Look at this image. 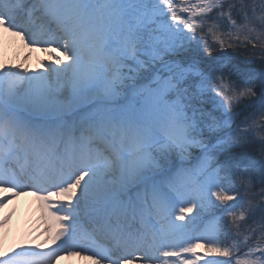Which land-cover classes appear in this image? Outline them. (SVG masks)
Instances as JSON below:
<instances>
[{"label":"snow or ice","instance_id":"6c2138e0","mask_svg":"<svg viewBox=\"0 0 264 264\" xmlns=\"http://www.w3.org/2000/svg\"><path fill=\"white\" fill-rule=\"evenodd\" d=\"M0 30L52 61L0 67V208L33 192L59 242L0 264H264V56L213 57L264 51V0H0Z\"/></svg>","mask_w":264,"mask_h":264},{"label":"rangeland","instance_id":"374dc122","mask_svg":"<svg viewBox=\"0 0 264 264\" xmlns=\"http://www.w3.org/2000/svg\"><path fill=\"white\" fill-rule=\"evenodd\" d=\"M234 17H236V13L235 12H234ZM38 47H42V46H38ZM53 47H55V45H53ZM9 49H10L9 47L6 48L7 55L9 53ZM200 50H201V54L206 56V53L203 52V43L202 42L200 44ZM26 55L28 57H31L32 52L30 51ZM262 56H264V51H261L259 48L253 49L251 44H249L247 46L240 45V46L235 47V48H225L223 50H216V51L213 52V57H219V58L224 59L226 61V63H227V67L229 69H231L232 61L235 60V59L241 58V59H244V60H249L250 58H253L254 59L253 62L256 63V64H259V60H260V58ZM208 59L211 60L212 57H208ZM21 60H23V59L18 58L17 59V63L13 64V66L22 65L24 68H29L28 66L23 65ZM5 63H6V61H5ZM37 63H38V60H37ZM47 63L45 61V66H46ZM259 66L260 65H258L257 68ZM1 67H3V63L1 64ZM241 119H243V116H241ZM199 154L200 153H199L198 149H193L192 150V156L189 158V160L184 162L185 165L188 166V167H192V166L196 165V163H197L196 157ZM250 154L256 155L255 152L254 153H250ZM241 159H243V157H241ZM233 171L235 172V169H233ZM236 175L238 176L239 173H236ZM256 191H259V188H257ZM15 198L16 199L13 200V203H14V205L16 207L17 206L16 202L18 201L19 198L18 197H15ZM212 199L215 200V197H213ZM239 199H240V197L238 196L237 200H239ZM29 201H30V199H29ZM230 203L235 204L236 201H232ZM37 204L38 205L35 206L34 210H31V212L28 213V217L26 218V221L24 222V226H22L21 228H20V219L23 216L22 212H19L17 214V216H18L17 218L18 219H17V222L15 223V226L14 227L11 226V227H9V229L4 230V231L1 230V227L4 224L5 220H4V218H2L0 216V257H5L6 258L7 255H5V254L7 253L9 248H15V249L21 250V248H33L34 247L38 251H44L45 247L44 248L38 247V246L43 244V240L38 235V234H40V232H38V226H36V223H35V221L37 220L36 219V212H38V216L39 217H40V215L43 214L41 220L42 221L44 220L45 222H47V226H46V230L47 231H48V228H49L50 221L47 219L46 211H45L40 199H37ZM216 204L218 205L219 208L226 207L224 205H219L218 201H216ZM39 207H40V210H42L41 213H39ZM1 210L2 209L0 208V213L2 212ZM215 214L217 216H223L224 215L223 212H221L219 210H216ZM191 215H196V212L194 211ZM205 215H207V213H205ZM224 219H225V221H228L227 217H225ZM258 219H259V216L256 217V220H258ZM241 223H244V222H241ZM228 226L230 227V223H229ZM255 226L256 225H255L253 220H248L247 223H244V228L245 229L251 228V227H255ZM225 230H227V229H225ZM48 233H49V231H48ZM204 234L205 233H203V231H194L192 233L193 236H200V235H204ZM58 243L59 242L54 244V243H52L51 240H49V242L47 244L49 246V249L52 250L53 248L57 247ZM202 243H204V242L202 241ZM47 249H48V247H47ZM205 251H207L205 248H198L197 249V252L200 255H203L205 257L204 260L200 261V264H206V262L208 260H212V261L216 262V264H222L223 261L228 259L226 257L219 256L216 253H210L212 255H208V254H206ZM244 251H247V249H244ZM257 255H259V254L257 253Z\"/></svg>","mask_w":264,"mask_h":264},{"label":"bare ground","instance_id":"6f19581e","mask_svg":"<svg viewBox=\"0 0 264 264\" xmlns=\"http://www.w3.org/2000/svg\"><path fill=\"white\" fill-rule=\"evenodd\" d=\"M9 47V53L7 55L6 48ZM43 47V46H42ZM41 47H36V50L34 51L30 47L25 46V42L20 37L14 36L11 33H5L3 30H0V67L3 63V66H13V64L17 63V59H23L22 64L25 66H28V69H31L33 72L37 70H43L45 67V61L46 63L52 62L50 61L49 57L50 54L44 51L40 50ZM32 52L31 57H28L26 54L28 52ZM59 53H56L58 55ZM38 60V63H37ZM6 61V63H5ZM12 61V62H11ZM20 61V60H19ZM17 66V65H15ZM11 193H0V197H8ZM33 192H26L25 194H21L20 196H17L19 199L16 202L17 206L15 207L13 200L16 199H8L6 204L3 208H1L2 212L0 213V216L4 218L5 222L1 227V230H7L11 226H15V223L17 222V214L19 212L23 213L22 218L20 219V228L24 226V222L26 221V218L28 217V213L31 212V210H34L37 203L35 202ZM30 201H29V199ZM38 213V212H36ZM40 213V209H39ZM36 224L39 225L38 232L41 231L40 237L42 240H44L47 243L49 242V235L45 230V223L41 222L40 218L36 220ZM24 230V229H23ZM28 231V230H27ZM85 247V246H84ZM89 248L85 247V249ZM15 251V248H9L7 253L5 255H9ZM91 253L88 251H85L81 253V255L77 256H63L60 257L57 262L58 264H92V261L87 259L86 257L90 255ZM139 256L140 253H137ZM135 264H143L142 260H137Z\"/></svg>","mask_w":264,"mask_h":264},{"label":"trees","instance_id":"16d2710c","mask_svg":"<svg viewBox=\"0 0 264 264\" xmlns=\"http://www.w3.org/2000/svg\"><path fill=\"white\" fill-rule=\"evenodd\" d=\"M242 65H243L244 67H245V66H246V67H251V65H248V64L246 65V64H244V63H238V64H237L238 67H240V66H242ZM256 151H257V150H256ZM258 154H259V153H258ZM258 154H257V155H258Z\"/></svg>","mask_w":264,"mask_h":264}]
</instances>
